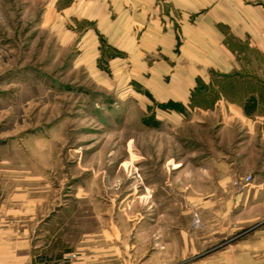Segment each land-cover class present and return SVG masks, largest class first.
<instances>
[{
	"label": "rangeland",
	"instance_id": "rangeland-1",
	"mask_svg": "<svg viewBox=\"0 0 264 264\" xmlns=\"http://www.w3.org/2000/svg\"><path fill=\"white\" fill-rule=\"evenodd\" d=\"M50 2L0 0V264L235 261L259 141L218 107L157 115Z\"/></svg>",
	"mask_w": 264,
	"mask_h": 264
},
{
	"label": "crops",
	"instance_id": "crops-1",
	"mask_svg": "<svg viewBox=\"0 0 264 264\" xmlns=\"http://www.w3.org/2000/svg\"><path fill=\"white\" fill-rule=\"evenodd\" d=\"M50 10L87 24L85 38L101 40L108 66L129 70L157 115L218 107L259 141L246 190L259 241L219 264H264V0H51Z\"/></svg>",
	"mask_w": 264,
	"mask_h": 264
},
{
	"label": "built area",
	"instance_id": "built-area-1",
	"mask_svg": "<svg viewBox=\"0 0 264 264\" xmlns=\"http://www.w3.org/2000/svg\"><path fill=\"white\" fill-rule=\"evenodd\" d=\"M252 177L250 175L242 176L241 178H235L231 181V185L237 191H241L245 187L249 186Z\"/></svg>",
	"mask_w": 264,
	"mask_h": 264
}]
</instances>
